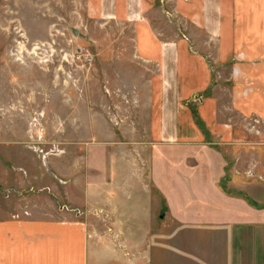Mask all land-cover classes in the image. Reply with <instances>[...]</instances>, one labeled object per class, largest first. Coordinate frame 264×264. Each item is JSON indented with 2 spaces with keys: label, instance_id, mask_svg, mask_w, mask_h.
Returning a JSON list of instances; mask_svg holds the SVG:
<instances>
[{
  "label": "rangeland",
  "instance_id": "374dc122",
  "mask_svg": "<svg viewBox=\"0 0 264 264\" xmlns=\"http://www.w3.org/2000/svg\"><path fill=\"white\" fill-rule=\"evenodd\" d=\"M149 1L0 0V219L58 216L45 177L57 143L147 135L142 82L158 68L136 46L155 47L154 33L159 45L185 41L202 51L211 83L186 98L192 113L181 115L204 143L186 165L203 174L196 207L203 219L216 209L218 228L172 222L169 264L193 253L181 255L179 243L184 250L214 237L215 248L197 246L199 264H264V0H224L220 39L178 14L187 7L178 0ZM157 258L167 264L161 250Z\"/></svg>",
  "mask_w": 264,
  "mask_h": 264
},
{
  "label": "crops",
  "instance_id": "0c3cea01",
  "mask_svg": "<svg viewBox=\"0 0 264 264\" xmlns=\"http://www.w3.org/2000/svg\"><path fill=\"white\" fill-rule=\"evenodd\" d=\"M177 2L187 7L175 11L192 17L209 38L225 35L224 0ZM148 34L156 46H136L138 57L158 68L142 82L147 103L138 113H149L147 137L56 142L45 177L58 216L0 219V264H157L160 250L169 264L172 222L186 231L218 228L216 209L205 211L203 219L202 207H196L203 174L200 166L186 165L204 143L181 115L192 113L186 98L211 85L203 52L185 41L159 45L156 35ZM221 50L228 57V47ZM191 66L195 79L187 72ZM34 206L30 211H39ZM216 241H188L184 250L179 243L181 255L193 251L181 264H199L197 246L215 248Z\"/></svg>",
  "mask_w": 264,
  "mask_h": 264
}]
</instances>
